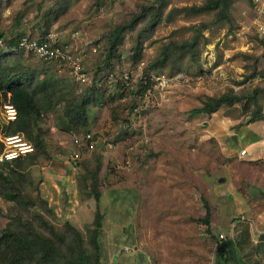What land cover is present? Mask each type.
Masks as SVG:
<instances>
[{
	"label": "rangeland",
	"instance_id": "rangeland-1",
	"mask_svg": "<svg viewBox=\"0 0 264 264\" xmlns=\"http://www.w3.org/2000/svg\"><path fill=\"white\" fill-rule=\"evenodd\" d=\"M206 1L0 0L6 42L45 31L80 56L89 80L79 84L68 65L15 47L10 57L20 56L38 78L44 70L52 73L76 93L93 82L102 93L85 126L63 130L58 105L35 116L32 139L21 133L33 150L0 163V172L25 203L0 195V232L18 231L28 220L48 236L50 225L69 242L75 228L89 264L88 229L97 230L99 264H221L219 249L225 264H264V158L248 161L249 150L240 157L242 142L232 137L236 123L250 121L254 111L264 128V37L248 0H231L226 18L216 10H184ZM134 19L121 33L111 67L98 72L108 36ZM193 25H204L193 50L150 67L164 46L190 41ZM147 75L178 77L137 94ZM222 93L240 99L212 114L190 115L208 96ZM86 133L93 147H76L74 136ZM234 218L248 222L238 251L229 246Z\"/></svg>",
	"mask_w": 264,
	"mask_h": 264
},
{
	"label": "trees",
	"instance_id": "trees-1",
	"mask_svg": "<svg viewBox=\"0 0 264 264\" xmlns=\"http://www.w3.org/2000/svg\"><path fill=\"white\" fill-rule=\"evenodd\" d=\"M230 5L231 0H207L203 5L184 7V10L193 14L216 10L219 17L226 18ZM135 22L134 19L131 27L124 25L113 29V32L108 36L109 42L105 60L101 66H97L98 72L111 67L121 33L125 29H131ZM203 26H192L194 34L190 41L181 43L174 41L164 46L161 56L155 59L150 67L158 68L165 62H169L173 57H178V54L181 55L184 52L193 50L198 41V34L204 28ZM42 33L41 37H45L46 32L43 31ZM20 37L11 38L6 42L7 39L3 36V33H0V38H3L4 42L7 43L6 47L8 49L15 47ZM7 52L0 49V107L7 100L6 102H10L15 106L17 116L15 120L5 123L6 131L3 134L23 133L32 139V127L37 125L35 116L41 114V112H48L58 105H60L58 119L63 130H68L72 126L78 128L87 124V120L92 113L91 105L93 103L98 104L102 96L101 92H97L98 89L95 88L94 82L91 83L92 85L90 84L91 86L88 85L83 93H76L72 88L66 89L61 80L45 70L42 71L44 75L38 78L35 70L22 65L20 56L10 57ZM149 76L147 75L145 78ZM97 80L98 78H96ZM147 81L140 85L138 91H136L137 94L142 95L151 86L149 79ZM116 84L119 87L123 86L120 81ZM239 99L240 97L230 93H222L216 97L208 96L200 107L193 108L190 111V115L212 114L223 105H233ZM258 115L259 112L254 111L250 121H254ZM1 124L0 122V130H2ZM35 143L39 144L38 141H35ZM2 148L3 144L0 141V151ZM6 163L9 164L10 162ZM7 193L12 195L14 202L20 205L25 203V200L19 198L15 185L5 174L0 172V195H6ZM95 196L99 201L100 193L96 192ZM203 221L206 224L209 223L208 210ZM19 223L22 225V229L20 228L18 231L5 228L0 232V264H89L90 259L86 255L83 239L80 233L75 228H71L70 225L72 238L69 242H66L67 236L52 231L50 225H46L52 233L51 236H48L37 230L32 222L28 220ZM244 227L247 230L248 222L240 220V218L233 219V235L231 241H229V246L237 251L242 247V240L239 236L243 233L242 229ZM88 231L90 232L88 240L93 248L92 259L94 264H99L100 246L97 241V230L88 229ZM61 246L66 247L65 253L62 252ZM224 252L222 249L218 250L221 264H225Z\"/></svg>",
	"mask_w": 264,
	"mask_h": 264
},
{
	"label": "built area",
	"instance_id": "built-area-1",
	"mask_svg": "<svg viewBox=\"0 0 264 264\" xmlns=\"http://www.w3.org/2000/svg\"><path fill=\"white\" fill-rule=\"evenodd\" d=\"M251 10L253 12L254 20L257 22V31L264 37V0H249ZM0 47L5 51L8 48L4 47V39L0 38ZM13 49L24 50L29 52L37 58L44 61L57 62L63 65H68L72 78L79 84H85L88 82L89 77L86 73L82 59L76 55L70 48L65 44H60L55 40L52 35H46L45 37H33L31 35H24L18 39L17 45ZM11 50V49H10ZM177 75L165 77L164 75L150 76L149 80L155 88H162L168 81L173 78H177ZM147 79L144 80V83ZM152 87V88H154ZM151 87L147 89L150 91ZM17 111L15 106L6 102L2 105L0 111V120L2 122H9L16 119ZM0 141L3 144V148L0 151V163L6 161H12L23 157L27 153L33 150V147L29 141H27L23 134H1ZM94 138L90 133H86L83 137L74 136L73 144L80 147H93ZM246 150L243 148L240 150V156L244 155ZM79 150L71 154L73 161H76L79 157ZM223 235H220V239Z\"/></svg>",
	"mask_w": 264,
	"mask_h": 264
},
{
	"label": "crops",
	"instance_id": "crops-1",
	"mask_svg": "<svg viewBox=\"0 0 264 264\" xmlns=\"http://www.w3.org/2000/svg\"><path fill=\"white\" fill-rule=\"evenodd\" d=\"M0 122L8 123V122H2L1 120ZM225 122L226 121L223 120L221 121V124H227ZM236 124L238 125V129L235 135H232V137H233V140L238 141V138H239V140L242 142V145L240 146V150L244 148L246 150V153H248V150L252 151L251 156L247 160L250 162H256L257 159L264 158V138L261 136V133H260V131H264V128L260 124H256L255 120L248 121L242 125L240 123H236ZM217 135H219V133ZM246 153L244 155H246ZM262 231L263 230H261L260 232Z\"/></svg>",
	"mask_w": 264,
	"mask_h": 264
}]
</instances>
